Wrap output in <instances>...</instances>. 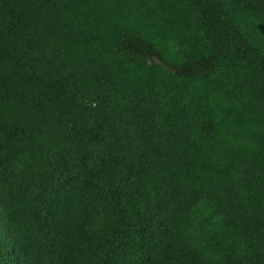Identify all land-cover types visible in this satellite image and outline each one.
<instances>
[{"label":"trees","instance_id":"1","mask_svg":"<svg viewBox=\"0 0 264 264\" xmlns=\"http://www.w3.org/2000/svg\"><path fill=\"white\" fill-rule=\"evenodd\" d=\"M0 264H264V0H0Z\"/></svg>","mask_w":264,"mask_h":264}]
</instances>
